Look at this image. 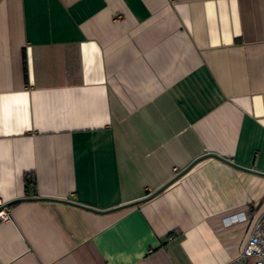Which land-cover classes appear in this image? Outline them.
Wrapping results in <instances>:
<instances>
[{"label":"crops","instance_id":"0c3cea01","mask_svg":"<svg viewBox=\"0 0 264 264\" xmlns=\"http://www.w3.org/2000/svg\"><path fill=\"white\" fill-rule=\"evenodd\" d=\"M207 153L264 174V0H0V264H236L264 175L121 207Z\"/></svg>","mask_w":264,"mask_h":264},{"label":"built area","instance_id":"2783aa9c","mask_svg":"<svg viewBox=\"0 0 264 264\" xmlns=\"http://www.w3.org/2000/svg\"><path fill=\"white\" fill-rule=\"evenodd\" d=\"M3 204L0 200V221H8L9 211ZM234 261L236 264H264V208L256 216L250 236Z\"/></svg>","mask_w":264,"mask_h":264},{"label":"water","instance_id":"95a60500","mask_svg":"<svg viewBox=\"0 0 264 264\" xmlns=\"http://www.w3.org/2000/svg\"><path fill=\"white\" fill-rule=\"evenodd\" d=\"M207 157H212V158H216L218 160H221L223 162H226L230 165H233L237 168H240V169H243V170H246V171H251L249 169H245V168H242L234 163H231L229 162L228 160L216 155V154H212V153H207V154H203L202 156H199L198 158H196L195 160H193L184 170H182L181 172H179L178 174H176L173 178H171L167 183H165L163 186H161L160 188H158L156 191H154L152 194L148 195L147 197L141 199V200H138L134 203H131V204H127V205H124V206H121L122 208L124 207H130L132 205H136V204H139L145 200H148V199H151L153 196H155L156 194H158L159 192H161L162 190H164L168 185H170L171 183H173L177 178H179L180 176H182L183 174H185L195 163L207 158ZM251 172H254V171H251ZM254 173H258L260 175H264L263 173H260V172H254ZM13 202H8V203H5L3 204L2 207H8L9 205H11ZM115 209H118V208H115Z\"/></svg>","mask_w":264,"mask_h":264},{"label":"trees","instance_id":"16d2710c","mask_svg":"<svg viewBox=\"0 0 264 264\" xmlns=\"http://www.w3.org/2000/svg\"><path fill=\"white\" fill-rule=\"evenodd\" d=\"M25 193L26 194H35V182L33 179H25Z\"/></svg>","mask_w":264,"mask_h":264}]
</instances>
